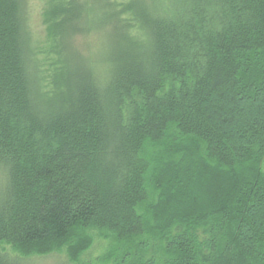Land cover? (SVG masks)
Returning <instances> with one entry per match:
<instances>
[{
  "label": "trees",
  "instance_id": "16d2710c",
  "mask_svg": "<svg viewBox=\"0 0 264 264\" xmlns=\"http://www.w3.org/2000/svg\"><path fill=\"white\" fill-rule=\"evenodd\" d=\"M41 1L40 48L0 0V264H264V0Z\"/></svg>",
  "mask_w": 264,
  "mask_h": 264
},
{
  "label": "rangeland",
  "instance_id": "374dc122",
  "mask_svg": "<svg viewBox=\"0 0 264 264\" xmlns=\"http://www.w3.org/2000/svg\"><path fill=\"white\" fill-rule=\"evenodd\" d=\"M44 4L41 0H30L29 4V27L32 33L34 42L38 47L46 46L47 33L46 26L44 24ZM204 175H199L198 180L194 186L196 195L200 194V198H204L207 188L204 189L203 183L207 182L203 180ZM212 183V182H211ZM214 183V182H213ZM212 183V185H214ZM202 193V194H201ZM91 244L89 248L82 254L80 264H97V259L103 255L108 249L110 244L114 243V238L107 233H101L100 231H90ZM25 263L20 264H75L70 261L66 253H55L45 257H33L24 260Z\"/></svg>",
  "mask_w": 264,
  "mask_h": 264
}]
</instances>
